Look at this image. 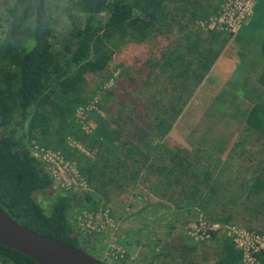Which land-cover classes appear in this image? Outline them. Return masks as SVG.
Masks as SVG:
<instances>
[{
  "label": "rangeland",
  "instance_id": "374dc122",
  "mask_svg": "<svg viewBox=\"0 0 264 264\" xmlns=\"http://www.w3.org/2000/svg\"><path fill=\"white\" fill-rule=\"evenodd\" d=\"M186 1L181 25L173 12L156 28L180 4L169 0L145 39L114 32L107 67L85 76L72 117L45 107L24 140L52 181V192L33 196L47 214L57 196L99 195L97 206L73 205L68 220L106 264H215L213 230L244 251L241 264L264 248V198L252 188L264 174V137L245 124L263 94L264 0ZM17 2L0 0L4 63ZM48 10L58 47L84 17L66 0H49ZM129 28L145 29L140 20ZM88 164L102 169L104 186L88 184Z\"/></svg>",
  "mask_w": 264,
  "mask_h": 264
},
{
  "label": "trees",
  "instance_id": "16d2710c",
  "mask_svg": "<svg viewBox=\"0 0 264 264\" xmlns=\"http://www.w3.org/2000/svg\"><path fill=\"white\" fill-rule=\"evenodd\" d=\"M167 1L66 0L69 11L84 17V21L73 24L72 37L58 47L49 0H19L10 10L4 52L12 62H0V208L18 224L88 250V237L73 232L68 211L79 201L97 206L99 195L57 196L47 214L33 196L52 192V181L24 140L43 125L39 110L45 107H57L61 117H72L84 100L80 93L85 76L104 71L111 58L104 41L109 42L113 33L121 30L130 32L131 38L145 39L146 30L155 26V18ZM175 1L180 4L162 12L156 28L173 12L175 21L171 23L181 25V16L188 15L185 11L190 7L186 0ZM132 20L141 21L145 27L142 33L130 30ZM261 50L264 56V43ZM257 83L263 89L262 98L251 107L245 124L264 137V67ZM71 125L64 119L65 128L71 129ZM82 174L88 184L104 186L102 169L97 165L88 164ZM252 188L264 198V174L254 179ZM210 234L220 250L215 264H241L243 252L231 237L215 230ZM252 256L256 264H264V249ZM0 264L37 263L0 245Z\"/></svg>",
  "mask_w": 264,
  "mask_h": 264
},
{
  "label": "water",
  "instance_id": "95a60500",
  "mask_svg": "<svg viewBox=\"0 0 264 264\" xmlns=\"http://www.w3.org/2000/svg\"><path fill=\"white\" fill-rule=\"evenodd\" d=\"M0 245L26 255L37 264H106L81 248L18 224L1 208Z\"/></svg>",
  "mask_w": 264,
  "mask_h": 264
},
{
  "label": "built area",
  "instance_id": "2783aa9c",
  "mask_svg": "<svg viewBox=\"0 0 264 264\" xmlns=\"http://www.w3.org/2000/svg\"><path fill=\"white\" fill-rule=\"evenodd\" d=\"M237 245V244H236ZM238 247V246H237ZM239 248V247H238ZM240 249V248H239ZM258 249H264V248H257V249H254V250H252L251 251V253H250V257L252 258V260H253V262H254V264H256V262H255V260H254V258H253V256H252V254L255 252V251H257ZM240 250H242V249H240ZM242 252H243V259H244V255H245V253H244V251L242 250ZM243 259H242V261H243ZM242 263V262H241Z\"/></svg>",
  "mask_w": 264,
  "mask_h": 264
}]
</instances>
